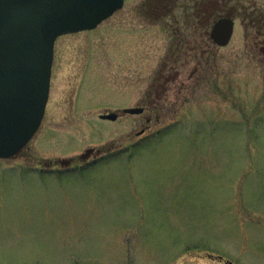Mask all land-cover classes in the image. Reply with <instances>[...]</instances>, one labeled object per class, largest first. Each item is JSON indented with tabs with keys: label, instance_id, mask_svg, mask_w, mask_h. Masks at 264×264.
I'll list each match as a JSON object with an SVG mask.
<instances>
[{
	"label": "rangeland",
	"instance_id": "1",
	"mask_svg": "<svg viewBox=\"0 0 264 264\" xmlns=\"http://www.w3.org/2000/svg\"><path fill=\"white\" fill-rule=\"evenodd\" d=\"M148 1L56 39L42 125L0 159V264H264V36L242 19L264 0L216 4L235 31L205 54L193 0Z\"/></svg>",
	"mask_w": 264,
	"mask_h": 264
},
{
	"label": "water",
	"instance_id": "2",
	"mask_svg": "<svg viewBox=\"0 0 264 264\" xmlns=\"http://www.w3.org/2000/svg\"><path fill=\"white\" fill-rule=\"evenodd\" d=\"M124 0H0V159L17 155L39 129L49 100L56 39L97 27ZM234 20L223 16L211 37L227 45ZM142 108L127 107L136 114ZM116 120L118 113L100 115ZM94 148L80 157L87 158ZM68 165L70 159H59Z\"/></svg>",
	"mask_w": 264,
	"mask_h": 264
},
{
	"label": "flooded vegetation",
	"instance_id": "3",
	"mask_svg": "<svg viewBox=\"0 0 264 264\" xmlns=\"http://www.w3.org/2000/svg\"><path fill=\"white\" fill-rule=\"evenodd\" d=\"M226 1L227 0H193V2H194V10H193V13L190 14L189 20H191L190 18H195L197 20L198 24H200L201 26H205L206 23L207 24L210 23L211 19H213L212 20L213 23L211 25L210 32L208 33L209 35L207 34V32H206V34L204 33L206 35L205 37L207 38V40H208V42L210 44L209 45L210 48H208L207 50L202 51L203 52L202 54H205L204 52H208L209 53V51L212 50L213 48H215L216 45L218 46V44H216V42L211 37V32H212L213 25H214V23L216 22L217 19H219L220 17H223V16H230L229 15L230 12L229 13L226 12V13H223V14L219 15V17L217 19H215L216 4L225 5ZM177 2H179V0H149L147 2L148 6H149V9H146L144 7L143 10H144L145 13L157 14L158 17H160L162 14L170 15L171 11H172V9H170V7H172L173 5H176ZM242 10H243L242 19L244 21L245 20H249V23L251 24V26H256L258 28L256 31L260 35L264 36V14L261 12V8L255 7V9H252L250 12H248V8L245 7V5H243ZM185 15H188V14H185ZM230 17H232V16H230ZM232 18L235 19L234 17H232ZM192 20H194V19H192ZM176 32L180 34L179 37L181 38V41L179 42V46L181 47V44L182 45H184V44L188 45V43H189V42H187L188 40H186L185 43L183 42L185 37L187 36V33H186L187 31L186 30H181V29H179V30L176 29ZM184 33L186 35H184ZM186 38H188V36ZM190 49H193V47H191ZM177 55H176L177 58L175 57L176 59L174 61L176 64H178V61L180 60V56L178 57ZM187 56H188V53H187ZM198 57H199V53H197V58ZM169 61H173V59L170 58ZM169 61H163V63H165V65H167L169 63ZM185 62L187 63V60ZM174 67L175 66H172L171 68H174ZM199 68H200L199 66H196L195 70H197ZM171 78H169V80ZM176 78L177 77H175L174 79H176ZM154 86H156V85H154ZM77 90H78V88H77ZM149 96L151 97V95H149ZM158 98H160V97H158ZM157 106H158L157 100L153 99V100H150L149 103H145L144 102V103L138 104V105L133 106V107L142 108V110L138 114L145 115V117L147 118V121L150 122L151 118L154 115L155 116H159V114L156 115L154 113V111H156V110H154V108L157 107ZM115 112L118 113V117L121 115L120 114V109H116ZM123 112L126 113L125 112V108H123ZM147 129H149L148 126L146 128H143L141 133L145 134ZM100 154H101L100 150L94 149L89 157H87V158H81L80 157L78 165L83 166V164H89L91 162H95L99 158H102L104 156V155H100ZM54 164L59 165L58 162H54ZM76 164L77 163H75L74 160L71 158L70 159V163L68 165H66V166L73 167ZM218 259L220 261H227L224 257H222L220 255H218ZM230 263L231 262L228 261V264H230Z\"/></svg>",
	"mask_w": 264,
	"mask_h": 264
}]
</instances>
